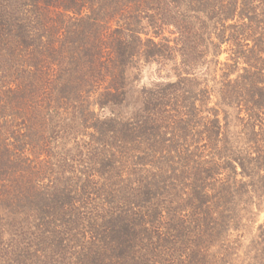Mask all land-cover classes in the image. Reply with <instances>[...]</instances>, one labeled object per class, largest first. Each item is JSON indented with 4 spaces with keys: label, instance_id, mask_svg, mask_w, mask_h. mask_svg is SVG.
Returning <instances> with one entry per match:
<instances>
[{
    "label": "trees",
    "instance_id": "1",
    "mask_svg": "<svg viewBox=\"0 0 264 264\" xmlns=\"http://www.w3.org/2000/svg\"><path fill=\"white\" fill-rule=\"evenodd\" d=\"M261 214L264 0H0V264H264Z\"/></svg>",
    "mask_w": 264,
    "mask_h": 264
},
{
    "label": "rangeland",
    "instance_id": "2",
    "mask_svg": "<svg viewBox=\"0 0 264 264\" xmlns=\"http://www.w3.org/2000/svg\"><path fill=\"white\" fill-rule=\"evenodd\" d=\"M155 68L154 67H146L141 75L140 85L148 84L149 80L155 79ZM264 219V214H261L259 220L260 222Z\"/></svg>",
    "mask_w": 264,
    "mask_h": 264
}]
</instances>
